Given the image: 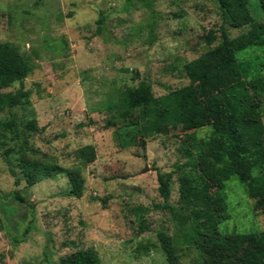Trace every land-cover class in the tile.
Here are the masks:
<instances>
[{"label":"rangeland","instance_id":"1","mask_svg":"<svg viewBox=\"0 0 264 264\" xmlns=\"http://www.w3.org/2000/svg\"><path fill=\"white\" fill-rule=\"evenodd\" d=\"M249 11L264 23V0H249ZM221 27L233 38L249 29L229 27L217 0H0V45H16L29 66L0 89L14 94L0 119L15 127L0 129V264H61L91 248L103 264H202L186 242L180 177L192 138L212 128L184 130L167 112L150 130L154 118L137 110L117 118L115 108L129 87L149 86L159 98L189 85L184 65L211 48L205 37ZM237 57L251 66L249 80L264 77V47ZM263 97L254 118L264 122ZM87 145L91 162L76 154ZM23 164L79 167L83 196L68 194L65 173L31 185ZM161 175L170 176L167 202ZM223 194L221 235L264 233V213L236 176Z\"/></svg>","mask_w":264,"mask_h":264},{"label":"trees","instance_id":"2","mask_svg":"<svg viewBox=\"0 0 264 264\" xmlns=\"http://www.w3.org/2000/svg\"><path fill=\"white\" fill-rule=\"evenodd\" d=\"M217 2L229 27L249 29L234 38L224 27L209 31L205 42L211 48L184 65L189 85L159 98L149 86L129 87L122 92L115 114L117 118L127 119L137 110L143 120L154 118L150 130L162 126L167 112L184 130L212 128L207 138H192L187 151L189 163L182 167L180 197L191 221L186 242L198 248L202 264H264V233L221 235L219 232L226 211L223 192L232 177L240 180L249 198L255 201V208L264 213V122L254 118L259 107L254 100L264 95V77L256 75L249 80L251 66L237 57L239 52L252 47H264V23L254 21L249 0ZM22 71L29 72V66L18 47L12 43L0 45V89L10 87L14 82L12 75ZM21 98L26 99L23 93ZM13 102V93L0 91V113ZM115 123L109 121L108 126ZM0 129L14 132L13 121L0 119ZM35 130L34 122L26 124L27 132ZM76 154L85 162L95 159L91 145L79 149ZM22 169L31 185L65 173L71 184L68 194L77 198L83 196L84 179L79 167L39 165L34 168L23 164ZM255 170L260 171L256 176ZM159 183V192L167 202L170 176L165 179V175H161ZM164 208L174 211L169 205ZM61 264L103 262L98 252L91 248L63 257Z\"/></svg>","mask_w":264,"mask_h":264}]
</instances>
